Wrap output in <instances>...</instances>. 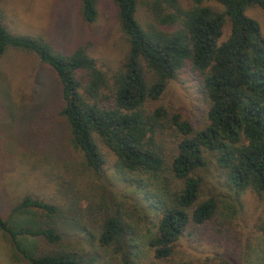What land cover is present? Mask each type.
<instances>
[{"label":"trees","instance_id":"obj_1","mask_svg":"<svg viewBox=\"0 0 264 264\" xmlns=\"http://www.w3.org/2000/svg\"><path fill=\"white\" fill-rule=\"evenodd\" d=\"M76 1L80 19L93 23L102 0ZM109 1L126 44L111 75L83 48L59 53L39 36L9 33L0 19V58L23 53L53 72L57 97L35 117L49 121L48 131L62 125L81 158L76 171L58 176V204L24 196L0 215V231L26 264L170 261L191 227L208 224L220 232L242 194L264 193V39L245 15L250 7L264 11V0ZM139 9L145 14L140 21ZM184 69L196 94L192 119L159 103ZM44 126L30 132L31 139L37 130L36 138L49 140L42 155L5 142L0 150L35 162L34 169L55 161L53 153L59 161ZM105 151L113 157L112 179L131 194V209L125 196L107 190ZM210 165L229 201L204 192ZM14 214L30 219L10 225ZM253 232L256 243L242 249L240 264H264V218ZM20 236L39 244L27 247ZM182 264L231 263L220 256Z\"/></svg>","mask_w":264,"mask_h":264},{"label":"rangeland","instance_id":"obj_2","mask_svg":"<svg viewBox=\"0 0 264 264\" xmlns=\"http://www.w3.org/2000/svg\"><path fill=\"white\" fill-rule=\"evenodd\" d=\"M96 10V20L86 24L80 19L76 0H0V19L9 33L39 36L59 53H67L81 47L95 60L99 68L111 75L120 66L126 44L118 26L113 4L109 0L99 1ZM144 15L139 9L137 19L140 21ZM245 15L258 24L259 33L264 39V11L258 7H250L245 11ZM226 32L225 26L224 34ZM188 75L187 69H184L170 81L159 103L177 108L184 117L192 119L197 116L196 94ZM57 94L53 72L31 56L8 51L0 58V145L5 142L12 147H21L27 153L34 150L36 155H42L40 148L48 147L49 140L43 142L36 138L40 136L37 130L36 137L31 139L30 132L36 124L39 123L40 126L46 124L41 131L47 139L52 140L54 150L61 156L57 161L58 156L53 153L55 159L52 160L53 163L50 161L51 164L34 169L35 162L26 161L28 163L24 164L18 157H6L9 149L0 150V215L4 218L9 209L24 196L44 203L58 204L59 199L56 195L58 176L62 174L61 172L66 173L65 169L71 173L77 170L76 164L81 158L67 143L63 126L57 123L50 128L52 131H48L49 121L35 117L39 106L51 103ZM112 161L113 157L106 152L103 170L110 181L107 190L109 193L125 196L124 206L131 209L129 205L131 194L129 195L123 184L112 179L110 168ZM203 175L204 192L229 201V196L218 184L217 172L211 165L204 169ZM239 201L238 211L234 214L228 212V222L223 224L220 232L208 224L197 228L191 227L189 236L184 235L175 245L172 260L157 264L212 261L220 256L231 264H240L242 249L246 245L256 243L253 231L256 224L264 218V193L257 197L251 192H246L241 195ZM29 219L26 214H14L9 223L11 225V222H25ZM18 240L30 248L39 244V240L28 236H20ZM0 264H26L1 231Z\"/></svg>","mask_w":264,"mask_h":264}]
</instances>
